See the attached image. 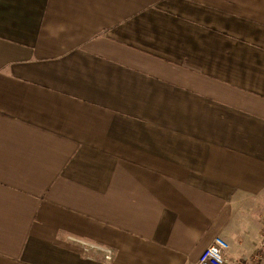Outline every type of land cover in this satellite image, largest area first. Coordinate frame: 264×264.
Instances as JSON below:
<instances>
[{"label":"crops","instance_id":"obj_1","mask_svg":"<svg viewBox=\"0 0 264 264\" xmlns=\"http://www.w3.org/2000/svg\"><path fill=\"white\" fill-rule=\"evenodd\" d=\"M263 217L264 0H0V264L245 262Z\"/></svg>","mask_w":264,"mask_h":264},{"label":"built area","instance_id":"obj_2","mask_svg":"<svg viewBox=\"0 0 264 264\" xmlns=\"http://www.w3.org/2000/svg\"><path fill=\"white\" fill-rule=\"evenodd\" d=\"M227 248L228 243L226 240L217 237L214 242L202 252L196 264H229L225 257V251ZM233 264H264V234L258 248L247 261H236Z\"/></svg>","mask_w":264,"mask_h":264},{"label":"rangeland","instance_id":"obj_3","mask_svg":"<svg viewBox=\"0 0 264 264\" xmlns=\"http://www.w3.org/2000/svg\"><path fill=\"white\" fill-rule=\"evenodd\" d=\"M260 225H261V227H262V230H264V217H263L262 220L260 221ZM261 240H262V238H261Z\"/></svg>","mask_w":264,"mask_h":264}]
</instances>
